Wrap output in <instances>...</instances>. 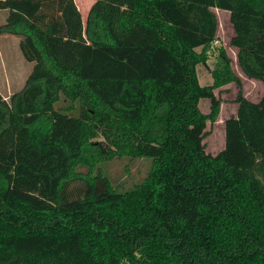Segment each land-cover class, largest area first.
<instances>
[{
    "label": "trees",
    "instance_id": "trees-1",
    "mask_svg": "<svg viewBox=\"0 0 264 264\" xmlns=\"http://www.w3.org/2000/svg\"><path fill=\"white\" fill-rule=\"evenodd\" d=\"M215 8L264 83V0H95L85 21L75 0H0L34 63L0 93V264H264V95L240 89L223 149L204 142L215 89L242 87L222 47L199 80ZM123 156L152 166L120 191L100 165Z\"/></svg>",
    "mask_w": 264,
    "mask_h": 264
},
{
    "label": "rangeland",
    "instance_id": "rangeland-1",
    "mask_svg": "<svg viewBox=\"0 0 264 264\" xmlns=\"http://www.w3.org/2000/svg\"><path fill=\"white\" fill-rule=\"evenodd\" d=\"M92 1L94 0H86L87 3L81 5V9L84 11V14L82 15L84 21L86 20L88 13L87 6L88 4L92 3ZM84 8L86 9L84 10ZM214 10L217 13L219 22L217 31L218 42L213 45V47H210L212 54L209 55L208 53L210 56L209 59L205 61V63L198 65L199 80L201 84H212V69L214 67L215 60L217 59L219 49L222 47L230 57L231 65L235 73L241 78L242 81L241 88L236 82H230L215 89L217 97L221 100L220 111L217 119L214 122L208 121L204 142L208 152L217 154L221 149H223L225 145V119L230 115L236 114L237 112L238 103L236 102L235 98L238 91L241 89L247 98L253 101H258L264 95V83L261 80L245 75L238 64L237 48L230 43V38L234 34V29L230 21V12L217 8ZM7 14V9H0V25L5 22ZM6 48L8 47L6 46L4 37H0V76L5 74L4 70L2 71L1 66L4 65L6 69V62H4L6 57L9 55L18 58V56L22 53L20 48V40L15 46H12V51L8 52ZM17 64L19 65V63ZM24 83V81L21 83L16 81V85L12 90L16 91L21 89ZM3 95L7 99H9L11 96V94ZM63 104L65 103L63 102ZM200 108L204 112H209L210 100L207 98L201 99ZM100 166L102 172L109 176L113 186L117 190L125 191L139 185L146 178L152 166V159L151 157H115L114 159L102 163Z\"/></svg>",
    "mask_w": 264,
    "mask_h": 264
},
{
    "label": "crops",
    "instance_id": "crops-1",
    "mask_svg": "<svg viewBox=\"0 0 264 264\" xmlns=\"http://www.w3.org/2000/svg\"><path fill=\"white\" fill-rule=\"evenodd\" d=\"M75 1H76L77 5H78L79 9L81 10L82 15H83L84 11L81 9V5H84L85 3H87L86 0H75ZM94 1H92V3ZM92 3L88 4L87 10H89V8L92 5ZM85 9L86 8H84V10ZM5 20H6V18H5ZM0 37H4V39L6 41V46L8 48H10V49L6 48L8 50V52L12 51V46H15L16 43L20 40L19 36L12 35V34H0ZM19 53H21V52H19ZM4 62H6V69H5V67L3 65V62H2L3 66H1V67H2V71L4 70L5 74L0 76V80L2 79L0 81V93L1 94L2 93L6 94V95L7 94H11L12 95L13 93L18 91V90H16V91L12 90L13 87L16 85L15 82L16 81H18V83H21L23 81L25 82L26 78L28 77L29 73L31 72V70L33 68L34 63L33 62L31 63V61H28L24 57L23 53H21L18 56V58L8 55L6 57V59L4 60ZM17 63H19V65ZM11 72H12V75H11Z\"/></svg>",
    "mask_w": 264,
    "mask_h": 264
},
{
    "label": "built area",
    "instance_id": "built-area-1",
    "mask_svg": "<svg viewBox=\"0 0 264 264\" xmlns=\"http://www.w3.org/2000/svg\"><path fill=\"white\" fill-rule=\"evenodd\" d=\"M217 42H218V38H217L216 40L213 41V43H212V47H213V45H215ZM208 53H209V55L212 54V53H211V49L208 50Z\"/></svg>",
    "mask_w": 264,
    "mask_h": 264
}]
</instances>
